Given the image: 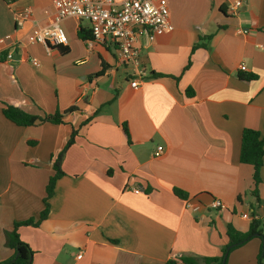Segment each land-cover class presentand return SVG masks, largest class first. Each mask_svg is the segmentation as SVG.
<instances>
[{
  "label": "crops",
  "instance_id": "0c3cea01",
  "mask_svg": "<svg viewBox=\"0 0 264 264\" xmlns=\"http://www.w3.org/2000/svg\"><path fill=\"white\" fill-rule=\"evenodd\" d=\"M52 2L0 0V39L8 38L0 53V262L15 253L6 232L44 209L53 162L74 130L48 219L18 231L32 264L220 258L229 225L248 232L253 205L264 219V166L257 205L253 167L239 162L243 130L264 134V0H167L174 30L153 42L140 34L141 78L113 43L79 37L91 31L86 21L63 22L68 46L30 44L32 30L52 22ZM27 7L32 17L17 27ZM208 36L207 49L191 56ZM5 104L41 117L60 111L64 123L20 127L3 115ZM262 244L251 240L228 264H256Z\"/></svg>",
  "mask_w": 264,
  "mask_h": 264
},
{
  "label": "built area",
  "instance_id": "2783aa9c",
  "mask_svg": "<svg viewBox=\"0 0 264 264\" xmlns=\"http://www.w3.org/2000/svg\"><path fill=\"white\" fill-rule=\"evenodd\" d=\"M54 17L48 26L35 27L28 37L30 44H41L48 49L65 47L69 39L62 27L68 19L86 21L90 24L92 41L98 44L111 42L117 49L119 60L132 66L137 71V76H142L141 52L137 44L140 34H144L150 42L157 37L171 33L174 30L170 22V10L167 0H124L117 4L115 0H53ZM243 6L242 1L236 2L231 10ZM32 17L31 8L27 7L22 13L15 16L17 27ZM8 38L0 39V53L7 45ZM7 61L13 60L11 53L6 56ZM39 66L37 62H33ZM240 70L245 72L244 65ZM139 80L133 82L137 87ZM163 147H159L155 157H160ZM139 194L140 190H134ZM216 208H222L221 202L213 203ZM189 207H194L189 204ZM197 209V208H195ZM82 256H79L81 258Z\"/></svg>",
  "mask_w": 264,
  "mask_h": 264
},
{
  "label": "trees",
  "instance_id": "16d2710c",
  "mask_svg": "<svg viewBox=\"0 0 264 264\" xmlns=\"http://www.w3.org/2000/svg\"><path fill=\"white\" fill-rule=\"evenodd\" d=\"M79 37L83 40L92 39V32L87 30H81ZM212 36L205 38H200L199 42L196 43L191 51V56L198 49H207L208 42L211 40ZM59 48V47H55ZM60 49V48H59ZM62 54H66L67 50L61 49ZM192 61L191 57L188 60L187 65L183 69V74L191 67ZM101 73L95 75V77L100 76ZM151 78H161L166 77L162 74L153 73ZM246 80H253L254 76L241 77ZM178 80L179 78H175ZM73 108L68 111H72ZM3 115L7 120L13 124L20 127H34L39 126L45 123H51L55 125H60L64 123V114L60 111L55 112L54 114L45 115L43 117L30 114L21 108L14 107L12 105L5 104L2 109ZM93 117L86 120L83 125H87ZM125 134L130 138L129 130L125 125L123 127ZM78 136V131L74 130L66 143L64 149L59 153L56 159L53 162L54 175L50 177L48 184L46 186V196L43 200L44 209L40 213L37 219L31 218L23 222H16L14 228L11 232H6L5 240L6 246L14 250V256L11 259L0 262V264H32L34 252L31 247L23 242L19 235V229L21 227H34L37 228L40 224L47 220L51 211L50 200L55 195V189L57 182L65 176V173L62 170V161L67 153V151L76 143ZM239 162L244 165H250L253 167V183L254 187L252 194L256 199V204L258 205L261 202L259 188L262 183L261 180V170L264 166V134L260 131L246 128L242 132L241 137V146L239 153ZM174 193L182 199H186V194L180 190H174ZM227 236L229 242L224 248L222 256L220 258H211V259H200V258H172L166 262V264H200V262L206 264H223L225 256H228L236 249L246 245L253 239H260L263 244L261 251L258 256V263L264 264V219L260 218L256 213L255 205L252 206L251 212V223L249 231L246 233L238 232L234 229L233 226L229 225L227 230ZM227 264V263H225Z\"/></svg>",
  "mask_w": 264,
  "mask_h": 264
},
{
  "label": "rangeland",
  "instance_id": "374dc122",
  "mask_svg": "<svg viewBox=\"0 0 264 264\" xmlns=\"http://www.w3.org/2000/svg\"><path fill=\"white\" fill-rule=\"evenodd\" d=\"M230 255H231V254H230ZM230 255H229V256H230ZM229 256H228L227 261H226L227 264H228ZM250 256H251V254H250ZM254 260H255V258H254ZM246 263H249V262L247 261ZM255 263H256V264H259V263H258V258H257V262H255Z\"/></svg>",
  "mask_w": 264,
  "mask_h": 264
},
{
  "label": "water",
  "instance_id": "95a60500",
  "mask_svg": "<svg viewBox=\"0 0 264 264\" xmlns=\"http://www.w3.org/2000/svg\"><path fill=\"white\" fill-rule=\"evenodd\" d=\"M226 261H227V254H226V256H225V259H224V261H223V264H225Z\"/></svg>",
  "mask_w": 264,
  "mask_h": 264
}]
</instances>
